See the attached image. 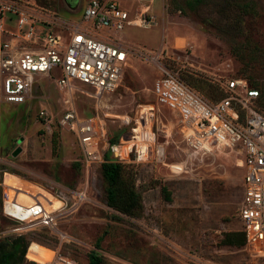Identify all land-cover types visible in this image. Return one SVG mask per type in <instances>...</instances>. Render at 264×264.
<instances>
[{"label":"rangeland","instance_id":"374dc122","mask_svg":"<svg viewBox=\"0 0 264 264\" xmlns=\"http://www.w3.org/2000/svg\"><path fill=\"white\" fill-rule=\"evenodd\" d=\"M34 1L55 22L38 23L60 33L81 21L89 2L0 0V47L18 30L20 8ZM118 1L132 19L143 16L154 23L129 25L113 33L139 56L128 59L115 92L98 98L93 87L76 82L74 103L80 116L99 117L110 137L125 134V138L130 131L122 130L121 116L131 114L138 104L157 105L158 143L165 148V164H124L142 194V207L127 215L109 206L100 166L93 168L86 185L77 136L59 124L66 107L64 94L47 75L35 77L30 99L22 105L6 102L0 85V183L9 173L37 185L45 195L65 190L71 197V192L87 189L88 200L63 213L58 227L71 240L62 250L79 264H88L92 251L99 253L103 264H264V257L250 246L222 242L228 232H243L239 208L245 167L240 148L195 152L180 116L159 104L154 94L159 62L208 95L218 89L221 76L244 77L263 89L264 0ZM53 76L60 78L57 71ZM43 108L54 116L53 123L40 116ZM18 147L22 151L13 156ZM181 164L182 171L170 167L180 169ZM15 226L0 210V240L19 236ZM25 236L50 247L59 241L46 231ZM36 251L34 245L28 257L39 259L42 255Z\"/></svg>","mask_w":264,"mask_h":264},{"label":"built area","instance_id":"2783aa9c","mask_svg":"<svg viewBox=\"0 0 264 264\" xmlns=\"http://www.w3.org/2000/svg\"><path fill=\"white\" fill-rule=\"evenodd\" d=\"M20 8L19 28L11 42L0 47V85L6 102L22 105L29 99L37 75L52 77L64 94V108L59 124L73 132L82 150L84 182L88 186L95 166L111 161L136 166L165 164V148L158 143L155 103L138 104L130 114L121 116L122 130L129 127V137L122 134L112 143L107 127L96 116L82 117L74 103L76 82L94 88L96 97L115 92L125 75V64L130 57L139 56L125 43L113 36L129 25L150 26L147 17L132 19L130 12L118 0H89L80 22L68 24L64 33L41 23H55L51 16L39 11L36 2ZM29 25L25 30L24 26ZM107 30L106 32H104ZM164 50L161 51V55ZM155 82L154 94L159 104L180 116L186 125L187 140L195 152H212L215 148H240L245 173L244 196L239 208L246 245L264 257V112L258 89L239 76L219 77L218 89L210 95L188 83L180 74L162 62ZM53 71L60 78L53 76ZM40 116L48 123L54 116L45 108ZM182 166V164L180 165ZM173 171L183 166L170 165ZM2 187V214L16 226L14 231L25 235L46 231L58 238V245L50 247L31 241L26 253L32 264H79L62 248L71 240L59 231L63 213L78 208L88 200L87 189L71 192L32 194L6 183ZM26 198L31 201H26ZM60 202L54 207V200ZM36 246L42 260L31 259L28 251Z\"/></svg>","mask_w":264,"mask_h":264},{"label":"trees","instance_id":"16d2710c","mask_svg":"<svg viewBox=\"0 0 264 264\" xmlns=\"http://www.w3.org/2000/svg\"><path fill=\"white\" fill-rule=\"evenodd\" d=\"M248 81L252 87L258 90L260 89L259 86L252 83L250 79H248ZM191 85L197 86L193 83H191ZM260 90V100L262 99V106H264V88ZM120 136V134H117L116 136L111 137V142H117ZM56 138L57 134H55L53 139L55 147L57 144ZM80 167L83 175L82 162H80ZM125 167L127 166L122 163L111 161L109 152L106 154V161L101 165L102 175L106 182L105 190L107 204L121 213L132 215L142 207L143 200L142 194L138 191L135 178L127 175ZM165 190L167 191L166 188ZM0 210H2V187L0 188ZM101 241L102 237H100L96 243L98 248L101 246ZM222 242L227 245L242 247L246 244V237L244 232H228L225 234ZM29 245L30 242L25 235L11 236L0 240V264H32L26 259ZM31 249L28 251V256ZM88 264H103V258L98 252L92 251L89 254Z\"/></svg>","mask_w":264,"mask_h":264},{"label":"bare ground","instance_id":"6f19581e","mask_svg":"<svg viewBox=\"0 0 264 264\" xmlns=\"http://www.w3.org/2000/svg\"><path fill=\"white\" fill-rule=\"evenodd\" d=\"M6 183L8 185L18 186L21 189L27 190L28 192H30L32 194H38V193L42 194V189L40 187H38L37 185H34L30 182L24 181L23 179L19 178L18 176L14 175V174L7 173ZM53 200H54V207H58L60 205V202L55 200V199H53ZM26 201H31V199L26 198ZM42 259H43V257H40L37 260H42Z\"/></svg>","mask_w":264,"mask_h":264},{"label":"water","instance_id":"95a60500","mask_svg":"<svg viewBox=\"0 0 264 264\" xmlns=\"http://www.w3.org/2000/svg\"><path fill=\"white\" fill-rule=\"evenodd\" d=\"M21 151H22V148H21V147H18V148L13 152V156H17Z\"/></svg>","mask_w":264,"mask_h":264},{"label":"crops","instance_id":"0c3cea01","mask_svg":"<svg viewBox=\"0 0 264 264\" xmlns=\"http://www.w3.org/2000/svg\"><path fill=\"white\" fill-rule=\"evenodd\" d=\"M83 14V13H82ZM82 18V17H81Z\"/></svg>","mask_w":264,"mask_h":264}]
</instances>
